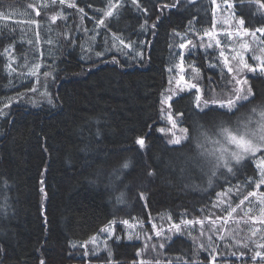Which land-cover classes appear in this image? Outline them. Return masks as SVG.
Here are the masks:
<instances>
[{
	"label": "trees",
	"instance_id": "trees-1",
	"mask_svg": "<svg viewBox=\"0 0 264 264\" xmlns=\"http://www.w3.org/2000/svg\"><path fill=\"white\" fill-rule=\"evenodd\" d=\"M224 1L244 20V30L264 28V0L218 4ZM139 4L0 0V264H109V256L111 264H138L143 235L156 228L172 230L148 238L152 252H142V259L151 264H264V247L254 244L264 245V226L252 245L239 247L231 241L236 231L211 223L239 207L258 214L257 202L241 201L252 192L264 195L258 174L264 152L215 175L190 162L205 151L219 155L221 128L235 129L253 108H264V73L244 76L254 95L232 112L218 105L200 112L195 89L175 96L169 110L189 138L169 144V134L160 131L169 71L181 45L212 28L215 5ZM109 5L113 15L106 16ZM132 44L142 49L140 57L126 49ZM182 55L196 72L201 103L231 96L230 74L214 49ZM138 137L145 139L143 149ZM124 221L136 225L129 237ZM257 251L261 257L254 258Z\"/></svg>",
	"mask_w": 264,
	"mask_h": 264
},
{
	"label": "rangeland",
	"instance_id": "rangeland-1",
	"mask_svg": "<svg viewBox=\"0 0 264 264\" xmlns=\"http://www.w3.org/2000/svg\"><path fill=\"white\" fill-rule=\"evenodd\" d=\"M218 1L219 0H213L215 9L214 23L212 28L209 31L203 33L202 37H199L196 40H192L191 38L184 42L183 45L185 46L180 47L181 51L180 55L177 57V63L169 71L168 83L161 98V117L163 126L160 127V129H164L165 131L163 133L169 134L170 138L171 131H175V129H172V126L168 120L169 115L173 117L169 110V104L171 100L180 93L190 89H195L197 91L198 88L200 91L197 93L200 96L202 92V88H200L196 84L197 75L195 70L185 65V62L183 60L184 55L182 54H185L188 50L195 47H201L204 50L214 49L217 53L219 62L223 65V68L227 73L230 74L231 77V81L226 86L228 96L232 95L233 90L237 87H243L244 89L248 88L247 83L244 84L243 81H245L244 76L251 73V68H255L257 72H261L262 74L264 73L260 71L262 63H264V42L262 40L264 34H262L261 32H249L244 30L243 26L240 24V20L234 18V14L231 11V4L228 1H224L222 4H218ZM53 17L55 16H51L52 20ZM138 45L139 47L143 46L142 43H139ZM126 49L130 51V55L132 57L138 58L141 56L142 49L136 48L135 44H132ZM46 64L51 65L49 63ZM245 65H248V67H245ZM43 68L44 65L41 69ZM42 75L44 76V78H47L48 71H44ZM181 77H183V79H181ZM237 81H240L241 83L237 84ZM192 84H195L196 87H190V85ZM169 97H171L170 100ZM227 147L230 149V151L235 150L234 146L232 145H228ZM261 151L264 152V149H262ZM258 153H260V151H258L255 155L247 154L245 155V157L256 156L258 155ZM258 174L261 180V184H264V161H262L261 158L258 161ZM255 193L256 195L254 196H248V199L244 198L243 202L248 201L249 199H253L252 201H254L255 203L257 202L258 207H253V209L258 208L257 215L249 216L248 211L250 210V208H246L244 210V207L243 209L239 207V209L229 212L226 218H220L218 221L214 222V224L213 222H211L214 227L220 226L219 229L222 230V232H227L229 229H231V231L233 232L236 231L237 234L234 235L232 239L230 235L233 232H231L228 237L231 239L234 245H237L239 247L252 245V243L255 241L253 235H257L264 226V223L260 222L261 220H264V206L262 205L264 201V195L258 194L257 192ZM230 214L233 216L229 217ZM123 225L127 230L126 237H129V235L131 234L130 229H133L134 227H136V225H129L125 223H123ZM247 229L249 231V235L245 234ZM171 230L172 228H156L154 229L155 232H153L152 234H144L142 238V240L144 239V248L140 251L139 261L144 260L146 262H150L147 259H142V252H144V254L147 252H152L151 250H149L150 248H152V246H147V242L151 239L158 240L167 237ZM104 233L106 238H110L113 234V224L112 226L104 229ZM222 237L224 236L220 235L218 239H221ZM101 238L102 237H99V240ZM254 244L256 245V247H260L261 245V243L257 242V240L256 242H254ZM254 258H257V256H254ZM210 264L215 263L211 262ZM218 264H228V262H219Z\"/></svg>",
	"mask_w": 264,
	"mask_h": 264
},
{
	"label": "snow or ice",
	"instance_id": "snow-or-ice-1",
	"mask_svg": "<svg viewBox=\"0 0 264 264\" xmlns=\"http://www.w3.org/2000/svg\"><path fill=\"white\" fill-rule=\"evenodd\" d=\"M191 2H194V0H191ZM60 3L63 4L64 0H60ZM132 3L136 5L138 8L140 7L139 0H132ZM69 7H75L73 4H69ZM113 5H109V10L105 12L106 16L113 15L112 12ZM167 7V5H165ZM261 7H264V4H261ZM82 12L83 9H80ZM143 11L147 12V9H143ZM56 17H53V22H55ZM100 23H103V20L99 21ZM240 24H244V20H240ZM155 27V25H153ZM257 32H261L264 34V28H258L256 29ZM185 45H181V47H184ZM99 55V53H98ZM245 67H248V65H245ZM251 71L255 72V68H251ZM260 71L264 72V63H262V66L260 68ZM183 79V77H181ZM240 81H237V84H240ZM244 84L247 83V81H243ZM190 87L195 88L196 85L192 84ZM200 90L197 88V92ZM254 95L252 92L251 87H248L247 89H244L243 87H237L233 90V94L227 99V100H204L203 103H201V96H196V107L200 112H205L207 109L208 112L213 111L212 105H218L221 109H226L228 112H232L233 110H238L239 108L244 106V102H249L251 97ZM171 97H169V100ZM8 105H5L7 107ZM251 115H249L244 122L237 128H221L220 135L223 136L225 146H222L219 149L220 154L217 155L215 151L213 152H202L200 153V156L191 158V163H194L196 166H199L201 168L207 166L211 171L212 174L215 175L216 170L220 169L221 167L226 168L229 172L233 170L232 168V161H235L236 163H239L247 154L255 155L258 151H261L264 149V108H253L251 110ZM207 115V112H205ZM179 115H183V113H180ZM169 123L172 126V129H175L176 131H171V138L169 139L168 143L173 145H179L183 140L188 139V132L189 129L187 128H180L178 126V123L176 120L173 119L171 115L168 117ZM161 132H164V129H160ZM205 139H207V133H203ZM136 143L139 145L141 149L145 147V139L144 137H138L136 140ZM214 143L219 144L220 141H214ZM227 145L234 146L233 151H230V149L227 147ZM122 168L126 169L129 167V162H124L121 165ZM150 176L153 175L152 172L148 173ZM259 187V184L257 185ZM43 191V189H41ZM256 195L255 192L249 193V196ZM141 198H143V194H141ZM245 199H248V197H245ZM243 203V201H241ZM261 223H264V220L260 221ZM123 223L127 224L128 221H124ZM185 223H192L191 221H186ZM197 223L203 224L202 221H198ZM178 227V226H177ZM159 235V233H158ZM163 247V245H161ZM260 247H264V245H261ZM88 253L86 252L85 255ZM140 253H137V256H139ZM257 257H261V253L257 252L255 254ZM264 258V257H262ZM41 264H44L43 261H41ZM109 264H111L110 256H109ZM139 264H150V262H146L144 260L139 261ZM155 264H160V262L157 260L155 261Z\"/></svg>",
	"mask_w": 264,
	"mask_h": 264
}]
</instances>
